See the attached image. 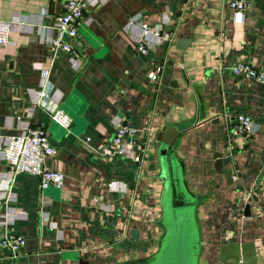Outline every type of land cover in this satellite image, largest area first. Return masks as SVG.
<instances>
[{
	"label": "crops",
	"instance_id": "1",
	"mask_svg": "<svg viewBox=\"0 0 264 264\" xmlns=\"http://www.w3.org/2000/svg\"><path fill=\"white\" fill-rule=\"evenodd\" d=\"M65 2L0 0V17L15 21L13 43L0 47V176L9 172L4 137L40 122L57 148L46 162L65 174L62 187L15 174L0 227L15 211L10 228L27 242L16 256L0 248V264H125L155 251L164 231L157 135L167 126L177 129L172 146L198 198L200 264H264V82L228 68L264 65V0L243 13L229 0H88L76 62L50 43ZM139 13L167 36L146 52L128 27ZM47 67L69 128L42 106L31 111ZM239 112L254 118L255 132L235 127ZM119 120L137 128L140 161L117 149ZM218 152L232 178L217 169ZM8 187L0 179V193Z\"/></svg>",
	"mask_w": 264,
	"mask_h": 264
},
{
	"label": "built area",
	"instance_id": "2",
	"mask_svg": "<svg viewBox=\"0 0 264 264\" xmlns=\"http://www.w3.org/2000/svg\"><path fill=\"white\" fill-rule=\"evenodd\" d=\"M252 0H229V5L237 12L243 13ZM88 0H66L64 11L57 14L52 23L53 33L50 36V43L57 50L67 51L72 54V59L76 62L79 51L74 43L78 34V25L83 17ZM15 21L0 17V47L13 43L12 31ZM128 27L130 31L138 29L139 49L143 52L157 42H161L167 36L160 34L162 26L149 23L143 14L133 15ZM16 46V43H15ZM236 75L247 79L264 82V65H255L252 61H238L228 66ZM50 67L44 69L42 86L36 92V98L31 105V111H35L38 106L49 110L51 118L65 128H69L73 122L71 115L52 96L49 84ZM149 76L157 78L156 71H151ZM226 115L231 116V113ZM235 127L245 133L251 134L257 130V123L254 118L247 113H235ZM117 149L121 152H128L136 160H141V154L134 150V146L139 143L137 128L131 123L117 121L116 132L113 138ZM57 148L52 142L49 132L43 122L37 124H27L20 132L7 135L3 140L2 155L9 165V172L1 175L0 179L9 184V189L0 193V203L8 201L12 197L11 184L15 174L28 172L38 175L43 187L55 185L62 187L65 174L62 170L50 167L46 159L49 155L55 154ZM260 174L264 176V163ZM15 211L7 210L0 227V248H7L13 256H16L20 249L26 244V236L10 228L11 218Z\"/></svg>",
	"mask_w": 264,
	"mask_h": 264
},
{
	"label": "water",
	"instance_id": "3",
	"mask_svg": "<svg viewBox=\"0 0 264 264\" xmlns=\"http://www.w3.org/2000/svg\"><path fill=\"white\" fill-rule=\"evenodd\" d=\"M167 128L163 127L157 135L162 140L160 160L164 192L160 222L164 231L155 251L129 259L125 264H200L202 236L196 211L198 198L189 191L182 163L172 146L177 129L169 127L170 131L165 133ZM221 156L220 152L216 154L217 169L232 178V171L225 170ZM138 234V229L133 228L132 235Z\"/></svg>",
	"mask_w": 264,
	"mask_h": 264
},
{
	"label": "rangeland",
	"instance_id": "4",
	"mask_svg": "<svg viewBox=\"0 0 264 264\" xmlns=\"http://www.w3.org/2000/svg\"><path fill=\"white\" fill-rule=\"evenodd\" d=\"M159 246V245H158Z\"/></svg>",
	"mask_w": 264,
	"mask_h": 264
}]
</instances>
